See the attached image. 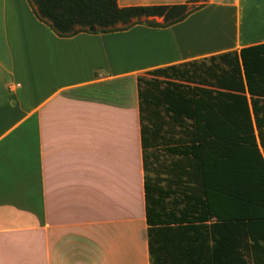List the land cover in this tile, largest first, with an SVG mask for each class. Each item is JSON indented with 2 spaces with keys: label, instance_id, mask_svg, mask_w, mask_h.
<instances>
[{
  "label": "crops",
  "instance_id": "obj_1",
  "mask_svg": "<svg viewBox=\"0 0 264 264\" xmlns=\"http://www.w3.org/2000/svg\"><path fill=\"white\" fill-rule=\"evenodd\" d=\"M192 3L165 26L59 36L0 0V264H149L136 76L264 41V0ZM216 6L231 34L207 47L187 20Z\"/></svg>",
  "mask_w": 264,
  "mask_h": 264
},
{
  "label": "trees",
  "instance_id": "obj_2",
  "mask_svg": "<svg viewBox=\"0 0 264 264\" xmlns=\"http://www.w3.org/2000/svg\"><path fill=\"white\" fill-rule=\"evenodd\" d=\"M27 2L59 36L165 26L198 7ZM135 85L149 264H264V41L146 69Z\"/></svg>",
  "mask_w": 264,
  "mask_h": 264
},
{
  "label": "rangeland",
  "instance_id": "obj_3",
  "mask_svg": "<svg viewBox=\"0 0 264 264\" xmlns=\"http://www.w3.org/2000/svg\"><path fill=\"white\" fill-rule=\"evenodd\" d=\"M221 9L224 8L221 6L209 7L187 20L188 23H193V21L195 24L200 23L206 36L207 47L214 45V43L223 44L230 38L229 14L222 13L223 10Z\"/></svg>",
  "mask_w": 264,
  "mask_h": 264
}]
</instances>
